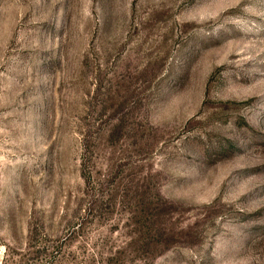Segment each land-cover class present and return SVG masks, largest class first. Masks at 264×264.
<instances>
[{"label": "rangeland", "instance_id": "rangeland-1", "mask_svg": "<svg viewBox=\"0 0 264 264\" xmlns=\"http://www.w3.org/2000/svg\"><path fill=\"white\" fill-rule=\"evenodd\" d=\"M0 264H264V0H0Z\"/></svg>", "mask_w": 264, "mask_h": 264}]
</instances>
